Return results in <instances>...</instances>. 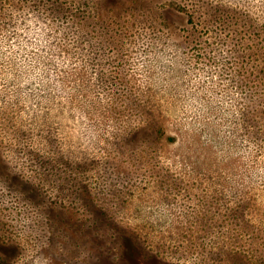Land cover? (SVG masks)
<instances>
[{
	"label": "rangeland",
	"instance_id": "1",
	"mask_svg": "<svg viewBox=\"0 0 264 264\" xmlns=\"http://www.w3.org/2000/svg\"><path fill=\"white\" fill-rule=\"evenodd\" d=\"M260 30L264 0H0V264H264Z\"/></svg>",
	"mask_w": 264,
	"mask_h": 264
},
{
	"label": "trees",
	"instance_id": "2",
	"mask_svg": "<svg viewBox=\"0 0 264 264\" xmlns=\"http://www.w3.org/2000/svg\"><path fill=\"white\" fill-rule=\"evenodd\" d=\"M254 35L255 36L250 37V39L254 41L256 46L260 47L261 49H264V31L263 30L256 31ZM252 92L259 94L263 99L261 103H264V88L260 87L259 89H252ZM251 123H253L256 126V129H258L259 131L264 130V109H261L259 113H256ZM159 128H160L159 125H155L153 134H148L152 142L156 141L157 136L160 135L161 129Z\"/></svg>",
	"mask_w": 264,
	"mask_h": 264
},
{
	"label": "snow or ice",
	"instance_id": "3",
	"mask_svg": "<svg viewBox=\"0 0 264 264\" xmlns=\"http://www.w3.org/2000/svg\"><path fill=\"white\" fill-rule=\"evenodd\" d=\"M5 175H6L5 170L2 167H0V179L5 178Z\"/></svg>",
	"mask_w": 264,
	"mask_h": 264
}]
</instances>
